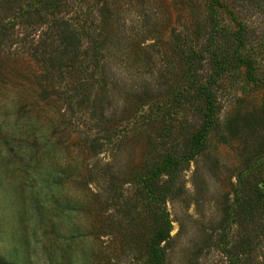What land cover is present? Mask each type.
Segmentation results:
<instances>
[{
    "label": "rangeland",
    "instance_id": "1",
    "mask_svg": "<svg viewBox=\"0 0 264 264\" xmlns=\"http://www.w3.org/2000/svg\"><path fill=\"white\" fill-rule=\"evenodd\" d=\"M191 66L213 83L216 116L161 195L150 168L204 124ZM256 183L264 0H0V264H147L159 212L162 264H228L225 224L250 237L238 264H264V227L233 221Z\"/></svg>",
    "mask_w": 264,
    "mask_h": 264
},
{
    "label": "trees",
    "instance_id": "2",
    "mask_svg": "<svg viewBox=\"0 0 264 264\" xmlns=\"http://www.w3.org/2000/svg\"><path fill=\"white\" fill-rule=\"evenodd\" d=\"M218 36L219 35H213L212 38ZM209 46L213 47L210 53H213L214 58L211 57V59L216 65L214 75L219 76L225 71L224 63L226 59L225 57H222V51L217 54L216 50L218 49V46L215 39L210 42ZM192 58L193 55L190 54L189 59L191 60ZM239 60L247 69V75L253 77L254 67L251 60L248 57L242 56ZM192 66L186 72V87L189 91L185 93L188 94V101H190L193 109L196 112L201 111L203 114L204 124L199 131L191 134L189 138H186L187 144L186 147L183 148L182 153L172 155L166 154L165 157L159 158L158 162L150 168L149 171H151L150 175L152 177L149 178L150 180H148L145 185H148V188L152 189V192L156 191L155 189L158 188V193L161 195L163 193H169L174 174L182 169L180 166L191 160L193 156L199 152L200 147L204 143L206 129H208V126L213 125L214 116H216L217 106L215 105L213 83L211 84L210 81L202 82L201 79L198 78V81L195 80L194 76L196 75ZM162 175H168V178L166 180H158V184H155V179ZM159 181H161V184ZM261 185L262 184L258 183L254 185L252 195L246 192L247 195H238L234 200L235 204L233 206L237 210V213L233 214V221H236L240 227L246 223L248 225L255 224V226L257 223H260L261 226L264 227V189ZM240 191L242 193V189ZM154 221V235L146 245L147 264H162L166 257V249L164 248V245L169 238V221L164 217L162 212H159L155 216ZM225 226H222L221 230L223 232L219 235L221 240L219 243L221 253L227 259L228 264H238V262L242 261L241 256L249 253L251 250V242H249L250 237L246 234H237L233 236L230 229L228 231L225 230Z\"/></svg>",
    "mask_w": 264,
    "mask_h": 264
}]
</instances>
